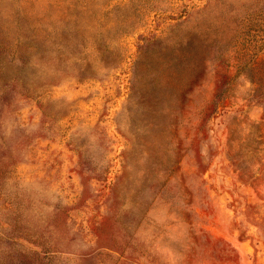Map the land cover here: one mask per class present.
Segmentation results:
<instances>
[{
    "label": "rangeland",
    "instance_id": "1",
    "mask_svg": "<svg viewBox=\"0 0 264 264\" xmlns=\"http://www.w3.org/2000/svg\"><path fill=\"white\" fill-rule=\"evenodd\" d=\"M0 264H264V0H0Z\"/></svg>",
    "mask_w": 264,
    "mask_h": 264
}]
</instances>
